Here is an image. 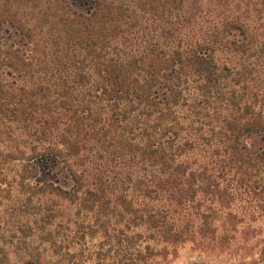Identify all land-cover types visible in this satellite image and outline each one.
<instances>
[{"label": "rangeland", "instance_id": "1", "mask_svg": "<svg viewBox=\"0 0 264 264\" xmlns=\"http://www.w3.org/2000/svg\"><path fill=\"white\" fill-rule=\"evenodd\" d=\"M46 1L0 0V61L10 60L18 46L29 47L15 33L14 15L45 20ZM76 1L83 10L89 7L78 4L90 0ZM153 14L156 20L150 21L147 35L152 42H158L160 19H167L168 32L176 34V26L182 27L190 43L215 47L218 62L237 71L228 83L223 79L212 83L211 92L200 91L195 101L181 99L179 114L186 126L176 138L172 131L153 135L149 125L141 133L139 128L129 132L128 143L106 141L79 157L65 153L46 163L41 156L52 157L49 149L46 155L31 150L38 135L7 119L0 125V264H264V143L247 136V147L239 144L246 155L235 160L225 151L229 135L219 129L226 98L238 108L254 104L264 112V0H185L183 6L171 2ZM234 19L244 27L227 23ZM237 44L245 50L241 54L229 49ZM50 65L52 77L55 67ZM75 72H68L70 84L80 80ZM195 82L191 77L190 85ZM189 118L195 125H189ZM157 137L169 140L166 165L144 145ZM24 150L42 167L36 175ZM170 165L176 180L170 186L184 181L182 193L165 187L164 168ZM70 167L82 179L79 199L46 186L78 189ZM88 186L104 196L105 206L87 209L92 204L84 194ZM123 197L132 202V211L118 201ZM151 212L158 220H142Z\"/></svg>", "mask_w": 264, "mask_h": 264}, {"label": "trees", "instance_id": "2", "mask_svg": "<svg viewBox=\"0 0 264 264\" xmlns=\"http://www.w3.org/2000/svg\"><path fill=\"white\" fill-rule=\"evenodd\" d=\"M75 1L47 0L49 12L45 20L16 13L11 20L15 33L25 37L24 45L29 47L18 46L10 60L0 61V125L10 119L30 131V135H38L31 150L36 153L40 149L44 155L50 150L52 157L41 156L46 163L52 158L58 161L65 153L79 157L106 141L128 143L132 139L129 132L139 128L141 133L149 125L155 128L153 135L156 131H172L176 138L186 126L185 118L179 114L181 99L190 96L195 101L200 91L211 92L212 83L220 84L223 79L228 83L229 75L237 71L236 66L218 62L215 47H205L199 40L190 43L182 35V27L176 26V34H172L173 30L168 32L167 19L159 21L162 25L155 37L158 42L147 36L151 32L150 21L156 18L154 11L165 10L171 2L183 6L185 0H128L127 4L122 0L80 1L78 5L89 4L86 10ZM227 23L244 27L235 19ZM49 24L55 25L56 30L50 29ZM229 49L238 54L245 51L240 44ZM48 63L55 67L52 77ZM72 68L80 80L71 85L68 72ZM193 76L196 82L190 85ZM52 87L53 91L49 89ZM226 89L232 90L233 86ZM234 103L231 98L225 99L219 129L229 135L225 142L227 155L240 160L246 155L243 148L247 147V136H258L264 143V112L254 104L244 109ZM189 119V125H195ZM47 138L52 143L46 145ZM168 142L157 137L144 145L152 148L158 161L166 165ZM23 152L36 175L42 167L26 155V150ZM171 165L164 166L165 187L172 192L178 187L182 193L184 181L170 186L176 183ZM70 170L79 184L74 192L53 183L46 186L66 198L79 199L82 179L76 169ZM84 194L92 203L87 208L90 211L97 204L106 205L104 196L90 186ZM118 201L129 211L134 209L127 197ZM141 218L158 220L152 212L142 214Z\"/></svg>", "mask_w": 264, "mask_h": 264}]
</instances>
